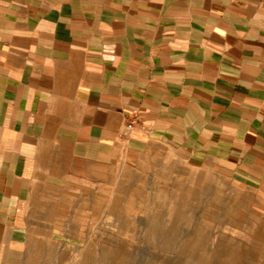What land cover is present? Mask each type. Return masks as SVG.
Listing matches in <instances>:
<instances>
[{"label":"crops","instance_id":"0c3cea01","mask_svg":"<svg viewBox=\"0 0 264 264\" xmlns=\"http://www.w3.org/2000/svg\"><path fill=\"white\" fill-rule=\"evenodd\" d=\"M155 139L264 196V0H0L1 242L69 161Z\"/></svg>","mask_w":264,"mask_h":264},{"label":"rangeland","instance_id":"374dc122","mask_svg":"<svg viewBox=\"0 0 264 264\" xmlns=\"http://www.w3.org/2000/svg\"><path fill=\"white\" fill-rule=\"evenodd\" d=\"M69 161L29 208L0 264H264L257 185L168 143Z\"/></svg>","mask_w":264,"mask_h":264},{"label":"built area","instance_id":"2783aa9c","mask_svg":"<svg viewBox=\"0 0 264 264\" xmlns=\"http://www.w3.org/2000/svg\"><path fill=\"white\" fill-rule=\"evenodd\" d=\"M132 126H133V122L129 121V122L127 123V127H128V128H131Z\"/></svg>","mask_w":264,"mask_h":264}]
</instances>
